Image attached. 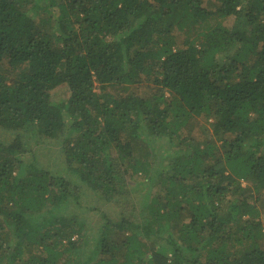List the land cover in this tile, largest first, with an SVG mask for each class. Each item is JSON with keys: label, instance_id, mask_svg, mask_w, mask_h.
Returning a JSON list of instances; mask_svg holds the SVG:
<instances>
[{"label": "trees", "instance_id": "1", "mask_svg": "<svg viewBox=\"0 0 264 264\" xmlns=\"http://www.w3.org/2000/svg\"><path fill=\"white\" fill-rule=\"evenodd\" d=\"M0 264H264V0H0Z\"/></svg>", "mask_w": 264, "mask_h": 264}, {"label": "rangeland", "instance_id": "2", "mask_svg": "<svg viewBox=\"0 0 264 264\" xmlns=\"http://www.w3.org/2000/svg\"><path fill=\"white\" fill-rule=\"evenodd\" d=\"M146 137L148 138L149 141L153 142V151H155L157 160L160 157H163V155H161V153L166 154V150H167V145L162 144V139H154L151 138V135H146ZM146 140V138L141 139V141ZM162 144V145H161ZM36 147L39 149L38 152L40 153L41 159H39L38 163L40 166L42 167H46V168H53L55 166H58L60 164L59 162V158H58V154L56 152L57 149V145L54 144L52 147H47L45 144L39 143V141L36 144ZM35 147V148H36ZM46 152H50V158L47 159V157H49V155ZM55 161L54 165H51V162L53 160ZM60 159H62V157H60ZM162 160H160L161 162ZM144 175H138V176H134V177H128L129 178V186L132 187V193H134L139 199H142L143 195L150 189L151 190V186L149 181H145L143 178ZM82 197L81 199H79L78 202V206H80V208H74L72 206V210L75 211L76 214H80L83 216H86L87 213L85 212L84 209L88 208V206H91L92 208L95 209H104L107 212V216L110 219H116L117 215L119 216L120 213V207L117 206L116 203H111V202H105L103 201V199H101L96 193H94L93 191L89 190V189H82ZM156 191L155 189H152L151 194H155ZM89 218L90 220H92V223H96L97 221L100 220V218H95L94 216L96 214H94V212H89ZM97 216V215H96Z\"/></svg>", "mask_w": 264, "mask_h": 264}]
</instances>
